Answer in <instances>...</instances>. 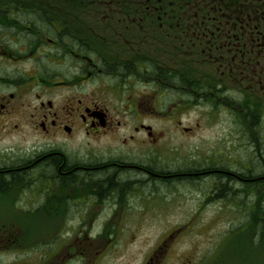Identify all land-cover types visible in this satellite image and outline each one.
<instances>
[{"label":"flooded vegetation","instance_id":"1","mask_svg":"<svg viewBox=\"0 0 264 264\" xmlns=\"http://www.w3.org/2000/svg\"><path fill=\"white\" fill-rule=\"evenodd\" d=\"M237 3L0 0V138L39 139L7 161L0 146V256L84 264L98 246L87 227L159 222L177 227L143 264H218L208 247L181 251L192 226L264 225V0ZM184 113L217 120L214 130L220 121L226 160L195 150L187 171L153 169L148 150L166 130L200 128L183 126ZM155 115L161 128L147 121ZM185 180L204 185L200 215L149 208L151 189ZM30 230L45 244L21 262Z\"/></svg>","mask_w":264,"mask_h":264},{"label":"rangeland","instance_id":"2","mask_svg":"<svg viewBox=\"0 0 264 264\" xmlns=\"http://www.w3.org/2000/svg\"><path fill=\"white\" fill-rule=\"evenodd\" d=\"M180 119L182 125L186 127L199 121L198 115L194 113L180 114ZM147 121L160 128L164 123L157 115L149 116ZM209 121L217 120H210L209 118L201 119L199 121L201 126L196 130L195 135L182 129L180 134L173 135L169 130H166L167 133L164 142L159 146L148 150L151 155L148 161L149 165L155 170L187 171L186 169L190 168L191 155L194 154L195 150L197 151V153L195 152L196 155L200 154V157L202 158L203 155L205 158V153L210 152L215 159L224 160V157H219L218 153L225 156V148L228 146L227 143H230L224 138L222 139L220 136V133L224 132V128L222 126L219 127L220 121L216 123L218 126L215 130L214 128L207 127ZM165 122H167V120ZM262 123L264 122L262 121ZM169 125V123H165V129ZM38 140V138H35L32 135H4V137L0 138V146L8 148L5 151V158L7 161L9 160L7 158L12 155L15 156L20 152L21 155L32 151V146L35 145ZM9 148H12V150ZM185 182L176 184L175 187L170 185L169 188L162 187L160 189H153L154 192H152L151 189L149 194L152 195L154 199L148 202L149 208H157L159 211L166 214L165 217L168 213L170 214V217L174 218L188 217L189 213L194 212H196L197 215H200L203 211H197V209L205 196L203 191L199 192V190L196 189L204 185L198 183L199 186L196 187V184H189L188 180H185ZM206 214L209 215L210 213L206 212L205 215ZM49 227L50 226H47L45 230ZM176 227V225H162L159 222H151V224L143 226L125 225L87 227L86 231L90 234V240L97 242L98 246L95 250L96 252L94 251L95 253L93 252L88 255H83V258L85 259L84 264H90L88 260H92L93 257H96L95 264H143L150 249L159 239V236L169 229ZM2 228L4 227L0 226V230ZM28 228L29 227H25V229ZM40 228L44 227L36 226L34 230ZM246 228L248 229L249 227ZM243 229L245 228L214 223L194 225L190 228V234H188L184 240L186 246L183 247L181 251H187L189 244L191 246L195 244L200 248L199 251L206 247L211 250L217 249V253L220 252L219 258H223L220 259V263L218 262V264H264V255L253 253L254 251L251 245H253L254 239H252L250 232L247 231V229ZM28 235L31 236L30 242L25 244H30V248L25 249L24 251L27 253L31 252L32 255L29 257L27 255L22 256L19 260L21 262L35 261L37 250H43L42 247L45 244L43 241H36V238L34 239L33 235H37L35 231H28ZM65 237H67V235ZM222 239L226 241L228 240L227 244H223L224 247H221ZM238 240L241 241L238 242ZM66 243L67 242L64 241V247ZM74 244L76 249L80 252L82 249L78 247V242L75 241ZM54 245H56V247L54 248L52 255H55L60 242L56 241ZM198 254L201 255L202 253ZM74 260L75 261L71 263L66 259L64 264H82V260L78 259V257ZM14 261V251L2 253L0 256V264H11Z\"/></svg>","mask_w":264,"mask_h":264},{"label":"trees","instance_id":"3","mask_svg":"<svg viewBox=\"0 0 264 264\" xmlns=\"http://www.w3.org/2000/svg\"><path fill=\"white\" fill-rule=\"evenodd\" d=\"M229 1H232L235 4L234 5L235 8L237 7V5H238L237 0H229ZM240 1H243L244 4L249 5L252 0H239V2ZM58 158L59 159H57V158L55 159V162H53V165L57 166V163L60 161V157H58ZM237 227H244L245 229H247L246 227H249L247 229V231L250 232V235H251L252 239H254V243H253V245H251V247H252V249L254 251L253 253L254 254H258V255L259 254L264 255V253H263L264 252L263 251L264 250V225L259 226V227L258 226H253V225H249V226H246V225H239L238 226L237 225ZM245 229H243V230H245ZM256 238H257V240H256ZM240 241L241 240H238V242H240ZM227 242H228V240L224 241V243L221 242L222 243L221 247H224L223 244H227ZM231 242H233V241H231ZM229 245H230V243H229ZM216 251H217V249H216ZM219 255H220V252H219ZM218 259L220 260V259H223V258H219L218 257Z\"/></svg>","mask_w":264,"mask_h":264},{"label":"bare ground","instance_id":"4","mask_svg":"<svg viewBox=\"0 0 264 264\" xmlns=\"http://www.w3.org/2000/svg\"><path fill=\"white\" fill-rule=\"evenodd\" d=\"M210 176H212V177H213V176H214V173L210 174Z\"/></svg>","mask_w":264,"mask_h":264}]
</instances>
